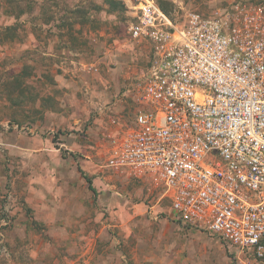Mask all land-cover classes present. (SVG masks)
<instances>
[{"label":"rangeland","instance_id":"1","mask_svg":"<svg viewBox=\"0 0 264 264\" xmlns=\"http://www.w3.org/2000/svg\"><path fill=\"white\" fill-rule=\"evenodd\" d=\"M130 1L0 0V264H264L171 219L158 173L112 162L148 54ZM153 1L180 18L234 0Z\"/></svg>","mask_w":264,"mask_h":264},{"label":"built area","instance_id":"2","mask_svg":"<svg viewBox=\"0 0 264 264\" xmlns=\"http://www.w3.org/2000/svg\"><path fill=\"white\" fill-rule=\"evenodd\" d=\"M129 15L128 38L148 54L112 162L158 173L175 222L264 259V3L173 18L133 0Z\"/></svg>","mask_w":264,"mask_h":264},{"label":"trees","instance_id":"3","mask_svg":"<svg viewBox=\"0 0 264 264\" xmlns=\"http://www.w3.org/2000/svg\"><path fill=\"white\" fill-rule=\"evenodd\" d=\"M112 1H115V0H109V2H112ZM114 3V2H113ZM163 9V8H162ZM165 10V9H164ZM87 183H88V187L90 190L94 191V188L92 187V184H91V180L87 177V176H84Z\"/></svg>","mask_w":264,"mask_h":264}]
</instances>
